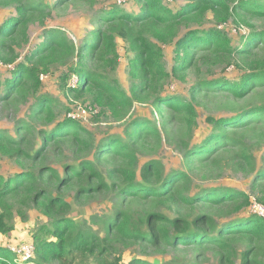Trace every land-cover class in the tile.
<instances>
[{"label":"trees","instance_id":"16d2710c","mask_svg":"<svg viewBox=\"0 0 264 264\" xmlns=\"http://www.w3.org/2000/svg\"><path fill=\"white\" fill-rule=\"evenodd\" d=\"M237 1L236 3L235 0H193L178 11H172L164 4L167 0H137V3H142L141 14L138 16L122 12L118 8L111 9L103 19L110 25L103 31L98 30L95 33L93 44L80 49L78 67L72 69L80 78L76 90L82 92L93 85L98 91L97 100L101 102L106 97L109 109L114 112L119 108L132 107L134 101L124 89L106 81L102 73L96 71L89 73L90 70L85 67L86 61L91 59V52L96 53V49L99 51V57L109 65L117 62L118 36H123L135 50L130 64V76L133 80H139V83H134L131 88V94L137 99L143 87L150 82L151 84L160 82L170 76L175 78L185 76L187 71L200 61L195 58V52L202 51L206 54L202 57L205 61L207 59L211 65L223 67L224 70L240 62L244 74L235 84L223 78L204 80L194 85L190 99H182L176 95L168 98L158 97L156 100L158 106L165 105L182 114L190 131H193L198 116L193 103L198 87H222V90H229L235 97H242L254 87L264 85V55L258 52L260 49L264 50V31L252 33L247 41L237 47L233 45L231 37L225 30L193 28L191 25V21H197L209 11L213 12L214 20L219 24L226 23L231 17L233 19L238 12L264 17V0ZM0 2L5 6L15 4L18 14L7 21H0V47L14 32L21 28L26 29L27 19L31 14L42 13L45 10L44 4L26 0ZM194 12L197 14H192ZM182 27L186 29L183 34ZM67 40L58 33L47 34L44 52L37 55L38 59L48 64L57 62L63 56L74 55L75 46L70 47ZM164 44L173 47L174 56L169 68L165 65L161 48ZM38 51L37 49L36 52ZM27 80L33 82L32 92L38 100L30 113L31 117L48 112L49 125L54 126L50 130L42 129L40 133L42 148L36 150L34 146L29 148V139L19 142L0 130V157L15 160L22 167L20 162H27L21 172L9 177L0 174V235L8 234L14 228L13 201L19 194H23L24 202L43 208L48 224L38 227L31 242L35 246L37 264L52 261L58 264H72L75 259L70 258L72 256L75 258L76 252L90 254L95 264H124L121 248L134 249L138 246L143 250L164 249L165 254L172 250L177 252L176 255L183 248L193 249L207 245L223 250L224 255L228 256L229 264H234L235 260L232 258L237 256V250L232 246V241L241 238L250 242L247 250L243 251L242 264H264L259 263L257 258L258 249L264 247V219L249 212L253 201L249 193L228 187L197 186L196 191L192 187L188 170L163 171L160 161H151L143 166L140 183L136 172L127 167L136 162V142L141 135H150L157 142L161 141L157 124L133 121L125 129L126 140L103 139L95 146L92 136L82 135L81 125L77 121L69 118L57 121L50 99L45 95L38 96L41 82L36 68L19 63L13 77L4 82L0 80V92L1 89H5V99L10 98L13 93L24 96L28 92ZM255 111L264 112V108L256 106ZM248 112L250 111L244 109L230 116L209 118L214 125V132L201 142L184 143V163L190 167L194 159L212 160L226 148L227 128L246 126ZM20 121L23 127L18 133L31 130V124ZM234 140L238 142L237 139ZM65 143H70L71 146L76 143L77 153L95 152L94 159L80 157V161H77L76 157L73 163H64L61 166L62 174L55 165L35 164L45 159L46 151L49 149L47 146ZM107 154L127 159L126 165L117 167L118 175L123 177L121 193L139 197L151 202L152 205L148 211L142 210L138 213L120 211L113 217H108L105 220L107 233L102 237L90 225L74 219L73 206L68 201L73 192L72 199L78 201L96 190L111 189L112 185L105 180L100 167ZM240 157L254 173L251 191L259 194L256 199L264 204V166H257L255 155L245 153L244 150L241 151ZM262 160L264 161V152ZM115 174L116 171L112 170L110 177L113 179ZM61 189L66 193H62ZM208 207H214L216 211L209 212ZM253 241H257L258 244ZM114 249H119L120 254L113 256ZM15 259V253L8 248L0 247V264H24ZM133 263L151 264L139 259H134ZM162 263L196 264L191 260L182 259H173L169 263L168 260H154V264Z\"/></svg>","mask_w":264,"mask_h":264},{"label":"rangeland","instance_id":"374dc122","mask_svg":"<svg viewBox=\"0 0 264 264\" xmlns=\"http://www.w3.org/2000/svg\"><path fill=\"white\" fill-rule=\"evenodd\" d=\"M26 1L44 4L45 10L42 13L31 14L27 19L26 29L21 28L14 32L12 36L6 38L5 44L0 47V80L2 82L13 77V72L19 63H26L29 68H36L41 82L38 96L45 95L50 99L57 121L66 118L77 121L81 125L82 135L92 136L95 146L103 139H107V141L114 139L126 140L125 129L133 121L157 124L161 141L157 142L150 135H141L136 142V162L127 167L136 172L137 180H140V183H142L141 170L143 166L151 161H160L163 165V171L172 169L188 170L194 190L197 186L204 188L228 187L237 191H245L252 198H257L259 194H255L250 189L254 173L244 164L240 153L244 150L245 153L254 154L256 165L264 166L262 160L264 152V112L255 111L256 106L264 108V85L254 87L242 97H235L229 90H222V87H198L199 90L195 93L193 102L198 112L196 126L193 131H190L182 114L174 112L165 105L158 106L156 103L158 97L168 98L174 95L182 99H190L194 85L204 80L223 78L235 84L240 81L244 74L240 62L232 64L224 70L223 67L211 65V62H208L207 59L206 62L202 58L206 54L202 51L195 52V58L200 59V61L194 64L185 76L180 78L170 76L160 82L152 84L150 82L143 87L137 99L131 94V88L134 83L138 84L139 80H133L130 76V64L134 58L135 50L130 47L123 36H118L116 42L119 54L117 62L109 65L99 57V51L96 49V53L91 52L92 60L86 61L85 64L86 69L90 70L89 73H94V71L102 73L106 81L118 85L133 99L134 103L130 109L119 108L114 112L109 109L106 97L101 102L97 100L98 91L93 85L82 92L76 90L80 78L72 69L78 67L80 49L85 45L93 44L95 33L98 30L103 31L104 28L110 25L107 21H103L104 15L108 11L118 8L122 12L138 16L141 14V4L145 1H142V3H137V0ZM170 1L167 0L164 3L165 6L172 11H178L193 0ZM192 14H197V12ZM17 16L15 4L5 6L0 2L1 22ZM191 25L193 28H219L225 30L231 37L233 45L240 47L249 39L248 37L252 33L264 31V17L260 18L238 12L233 19L231 17L226 23L219 24L214 20L213 12L209 11L203 17H199L197 21H191ZM184 27H182L181 34L186 30ZM50 33H58V35L67 38L69 46H75V54L63 56L54 63L46 64L44 60H39L37 55L44 52L47 34ZM161 48L163 49L165 65L169 68L174 56L173 47L164 44L161 45ZM37 49L38 52H36ZM258 52L264 55V50L260 49ZM32 85L33 82L27 80L28 92L26 95L13 93L8 99H5V89H1L0 130L6 136L19 142L29 139V148L34 146V150H36L42 148L40 134L42 129L43 131L50 130L54 124L49 125L48 112L31 117L30 113L35 108L36 102H38L37 96L32 92ZM244 109L250 111L245 120L248 124L239 128H227L228 138L226 139L225 149L221 150L212 160L194 159L190 163V167L184 163V143L201 142L207 135L214 132V125L208 120L209 118L218 119L222 116H230ZM70 115H75V117L73 118ZM20 120L31 124V130L18 133L23 127ZM234 139H237L238 142H234L236 141ZM47 148L49 149L46 151L45 159L40 162L37 161L35 164L55 165L61 174L63 173L61 166L64 163H73L76 157H78L77 161H80V157L94 159L95 152L91 154L86 151L77 153L76 143L72 146L70 143L49 145ZM20 163L23 167L15 160L0 157V174L9 177L21 172L25 169L24 166L27 162ZM126 163V157L113 154L105 155L100 167L105 180L112 185L111 189L96 190L91 195L78 201L72 199L73 192L68 201L72 203L74 219L90 225L102 237L106 236L107 233L105 220L108 217H113L115 213L120 211L138 213L142 210L148 211L151 209V202L121 193L123 177L118 175L117 167L126 165ZM112 170L116 171L113 179L110 177ZM60 191L66 193L62 189ZM22 196L23 194H19L13 201L14 228L10 233L0 235L1 248L12 249L20 243H31L38 227L42 224H48L47 217L42 211L43 208H37L32 203L24 202ZM214 210L216 211L214 207L207 208V211L212 213ZM195 212L197 213L198 209ZM253 242L258 244L257 241ZM248 243H250L248 240L242 238L232 241V246L237 250V256L232 258L235 260L234 264H242L243 251L247 250ZM121 249L124 264H139L133 263L134 259L145 260L151 264H154L155 259L168 260V263L173 259H182L191 260L196 264H229L228 256L224 255V251L213 245L193 249L183 248L176 255L177 252L172 250L165 254L164 249H161V251L152 248L143 250L138 246L134 249ZM113 252V256L120 254L119 249H114ZM75 254V258L74 256L70 258V260L75 259L72 264H95L94 258L90 254L78 252ZM257 258L260 261L259 263H264V247L258 249ZM35 262L37 263L36 260ZM44 264L58 263L52 261Z\"/></svg>","mask_w":264,"mask_h":264},{"label":"built area","instance_id":"2783aa9c","mask_svg":"<svg viewBox=\"0 0 264 264\" xmlns=\"http://www.w3.org/2000/svg\"><path fill=\"white\" fill-rule=\"evenodd\" d=\"M171 0L170 2H172ZM75 117V115H70ZM249 212L257 214L264 219V204L260 203L257 199L253 198ZM16 254V261L24 264H37L35 262V246L33 243H20L19 245L10 249Z\"/></svg>","mask_w":264,"mask_h":264}]
</instances>
